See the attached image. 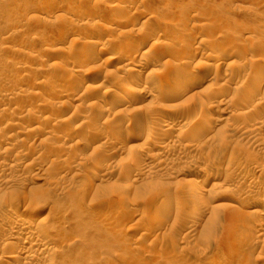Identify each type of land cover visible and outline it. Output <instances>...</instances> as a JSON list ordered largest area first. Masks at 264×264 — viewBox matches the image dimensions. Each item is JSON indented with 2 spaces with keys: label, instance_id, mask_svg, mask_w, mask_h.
<instances>
[{
  "label": "rangeland",
  "instance_id": "1",
  "mask_svg": "<svg viewBox=\"0 0 264 264\" xmlns=\"http://www.w3.org/2000/svg\"><path fill=\"white\" fill-rule=\"evenodd\" d=\"M0 165V264H264V0H0Z\"/></svg>",
  "mask_w": 264,
  "mask_h": 264
},
{
  "label": "bare ground",
  "instance_id": "2",
  "mask_svg": "<svg viewBox=\"0 0 264 264\" xmlns=\"http://www.w3.org/2000/svg\"><path fill=\"white\" fill-rule=\"evenodd\" d=\"M111 6V5H110ZM114 7V9H116V8H118L117 7V5H113ZM129 5H127L126 6V4H125V6H123L122 8H121V10L122 11H124V10H128L129 8ZM89 18H93V15H90V17ZM75 22V21H74ZM90 22V21H89ZM95 22V21H94ZM134 23V21H133V19L132 18H128L127 19V21H125L124 23H123V26H125V27H129V25H131V23ZM81 23V22H80ZM93 24V23H92ZM101 25H102V23H101ZM128 30V29H127ZM221 36V34H220V32H218L217 33V31L215 30V28L214 27H211V28H203V29H199L198 30V32H196V34H195V37H194V39L191 41V45L192 46H194V48L196 49L197 48V46L199 45V44H201V45H203V42L204 41H206V40H208V39H211L212 37H214V38H218V37H220ZM101 38V37H100ZM95 39V38H94ZM151 39V35H146L144 38H142L141 40H136L135 41V43L131 46V49H129L128 50V56H130L131 55V57H132V55H134V54H136V53H139V52H141V51H143L142 49H143V46H145L144 44H146V43H148L149 42V40ZM86 40H89V39H86ZM107 40V39H106ZM92 41V40H91ZM97 41H98V38H97ZM94 42V41H93ZM92 42V43H93ZM86 43L87 44H91L90 43V40L89 41H86ZM95 43H96V40H95ZM84 45V44H83ZM95 45V44H94ZM200 45V46H201ZM116 46V45H115ZM96 47V46H95ZM116 48V47H115ZM116 50V49H115ZM122 50H123V48H122ZM90 52V51H89ZM127 55V54H126ZM122 56V55H121ZM130 57V58H131ZM133 59V58H132ZM128 60H131V59H128ZM126 62V61H125ZM153 64H154V62H149V63H146V65H145V67H143V66H140V67H138V68H133V69H130V76H140L144 71H145V69L147 68V67H149V66H153ZM51 66L52 67H50V69L52 68L54 71H56V70H65V69H68V66H67V64H65V63H61V62H54L53 64H51ZM49 69V70H50ZM75 69V68H74ZM52 70V71H53ZM69 71V70H68ZM79 71V70H78ZM74 73V72H73ZM59 74V73H58ZM72 75V74H71ZM130 76H129V79H130ZM171 78L172 79H174V80H176V81H179V80H183V81H185V82H187V84L188 85H190V84H198V83H203V82H205L206 80H208L209 79V75L208 74H204V75H198V74H196V73H193V72H191L190 70L188 71V70H186V69H179V71H178V73L176 74V76L175 77H173V76H171ZM125 80L124 81V83H123V89L124 88H127V86H130V80ZM134 79V78H133ZM165 81V80H164ZM135 82V81H134ZM183 86V85H182ZM121 88V87H120ZM119 89V88H118ZM133 89H135V88H133ZM121 92V91H120ZM138 93V92H137ZM175 95H177L176 93L175 94H170V95H168V96H170V97H175ZM120 97V96H119ZM127 101V100H126ZM126 101L124 100V99H122V98H118L117 100H116V102H113V104H114V107H116V108H114V107H112V102H111V107L112 108H114L115 110L117 109V110H121V108H122V105L123 104H125L126 103ZM41 104V103H40ZM38 105V104H37ZM40 107V106H39ZM117 110H116V112H117ZM118 112H120V111H118ZM167 126H170V125H167ZM33 129V128H32ZM149 131V130H148ZM22 132V131H21ZM29 132V131H28ZM20 133V132H19ZM27 133V132H26ZM140 133V130L138 129V130H132V132H130V133H128V134H126V137L123 139V140H121V141H123V142H129L130 140H132V138H134V136L136 137V136H138V135H140L139 134ZM24 134H25V132H24ZM28 135V134H27ZM125 136V135H124ZM79 143V142H78ZM253 161V159H249V161L248 162H252ZM30 165V164H29ZM28 166V165H27ZM3 167V165L1 166L0 165V170H1V168ZM4 168V167H3ZM9 168V167H8ZM13 169V168H12ZM229 176V175H228ZM230 177V176H229ZM225 178V177H224ZM226 179H227V177H226ZM256 179L257 178H255L254 176H250V181L252 182V181H256ZM197 180V179H196ZM8 181H9V179H8ZM7 181V182H8ZM2 182V184L3 185H8L7 183H6V181H1ZM264 203V202H263ZM262 202L261 203H259L260 205H264ZM84 205L87 207L88 205H87V203L85 202L84 203ZM107 207H108V204L106 205ZM114 210V209H113ZM111 210L112 211V213L115 215L116 213H120L121 211V209H119V210ZM18 218V217H17ZM19 219H21V218H19ZM2 221V220H1ZM13 222V221H12ZM27 222V221H26ZM6 223V222H5ZM4 223V224H5ZM194 223H197V222H194ZM1 224V223H0ZM3 224V225H4ZM197 224H195V225H193L192 227L190 226L189 227V231H188V233H186V236L185 237H187L189 234L191 235V233L195 230L194 228H195V226H196ZM39 226V225H38ZM43 226V225H42ZM30 227V228H29ZM24 226L23 227V229L21 230V231H19L20 233H18L17 231L18 230H14V229H6L5 231H6V235H8V237L10 236V237H16V235H17V237H18V241L16 242V243H10L11 245H13L14 247H13V251H15L14 250V248L15 249H17V251H18V253H23V254H27L26 256H27V258H30V259H33V258H37L36 260H39V261H44V259H45V256H46V253H47V248H44V246L42 245L43 243H41V244H37L36 243V248H34V249H36V252L34 253V254H31L30 253V251H32L31 249H30V251H29V249L27 250V247L25 248V247H23V244L22 243H18L19 241H20V238H23V239H28L29 238V235H30V233H34L36 230L38 231V229L40 228H37L36 226L34 227V226ZM14 228V227H13ZM16 228V227H15ZM18 229V228H17ZM258 230V229H257ZM19 235H18V234ZM36 233H38V232H36ZM194 233V232H193ZM192 233V234H193ZM32 234H31V236H32ZM35 234V233H34ZM189 235V236H190ZM34 236V235H33ZM35 236H36V234H35ZM33 238V237H32ZM31 238V239H32ZM40 241V240H39ZM20 242H22V241H20ZM29 242H30V240H29ZM28 242V243H29ZM25 243H27V241L25 240ZM31 243V242H30ZM33 243H35V242H33ZM33 243H31L30 245L33 247ZM8 245V244H7ZM35 245V244H34ZM9 246V245H8ZM8 246H6L5 248L6 249H4V251H6L7 250V248H8ZM31 246H29V247H31ZM12 247V246H11ZM47 247V246H46ZM10 248V247H9ZM11 249V248H10ZM241 249V248H240ZM238 250H239V248H238ZM34 251V250H33ZM241 251V250H240ZM240 251L239 252H236L235 254H233V259L234 258H237L240 254H242V253H240ZM12 252V251H11ZM234 252V251H233ZM10 253V251L8 252V254ZM5 254L6 253H4V256H5ZM14 254V253H13ZM15 254H16V252H15ZM7 255V254H6ZM4 256H2V258L4 257ZM13 257L12 255H9V257ZM15 256V255H14ZM236 256V257H235ZM241 256V255H240ZM7 257H8V255H7ZM6 257V258H7ZM17 257V256H16ZM16 257H13L14 259H16ZM1 258V257H0ZM19 259V258H18ZM3 260V259H2ZM5 260V259H4ZM17 260V259H16ZM16 260H14V261H12L11 263H9V264H18L17 262H18V260L16 261ZM1 261V260H0ZM48 261V260H47ZM234 261V260H233ZM189 262V261H188ZM26 264V263H25Z\"/></svg>",
  "mask_w": 264,
  "mask_h": 264
}]
</instances>
